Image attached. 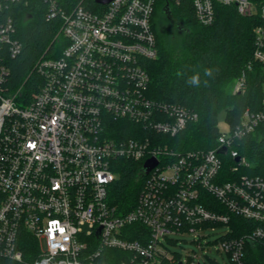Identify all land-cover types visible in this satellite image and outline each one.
<instances>
[{"label":"built area","instance_id":"obj_1","mask_svg":"<svg viewBox=\"0 0 264 264\" xmlns=\"http://www.w3.org/2000/svg\"><path fill=\"white\" fill-rule=\"evenodd\" d=\"M44 2L65 46L36 62L34 90L0 89V257L21 259L23 232L37 247L30 264H161L175 261L163 241L190 235L199 243L194 239L204 231L221 226L215 246L224 264H248V252L264 257V175L252 174L233 148L250 136L264 142V102L225 125L214 149L179 154L158 137H175L197 114L147 96L143 63L156 57L151 20L158 0ZM190 3L202 26L213 22L215 4L243 17L258 13L252 56L264 64V0ZM12 32L7 19L0 44L14 56L20 46ZM2 60L0 52V84ZM244 77L243 71L233 93ZM119 121L135 126L130 137L112 129ZM119 159L141 163L138 195L126 212L108 199ZM149 159L156 166L145 175ZM231 217L251 225L234 229Z\"/></svg>","mask_w":264,"mask_h":264},{"label":"trees","instance_id":"obj_2","mask_svg":"<svg viewBox=\"0 0 264 264\" xmlns=\"http://www.w3.org/2000/svg\"><path fill=\"white\" fill-rule=\"evenodd\" d=\"M3 1L4 0H0ZM45 0L7 2L0 7V25L11 20V39L20 49L11 56L8 43L0 44L2 63L6 68L0 89L10 90L20 85L34 90L40 79L33 70L41 57H57L65 46L57 35L60 22L47 16ZM168 10V16L164 8ZM258 9V8H257ZM260 24L258 13L240 16L233 7L214 5V19L208 26L200 25L193 14L190 0H158L151 20L155 36L156 57L143 65L149 75L147 96L160 103L179 106L197 114L196 122L189 123L175 137L159 136L172 150L182 154L188 151L211 150L216 147L218 113L224 111V122L235 126L244 110L252 112L263 108L264 64L253 59V30ZM213 69L205 76L204 69ZM244 71V85L238 93L232 87ZM199 73L198 87L189 86L187 79ZM112 129L121 137H130L134 125L119 121ZM252 165L253 173L264 175V142L246 137L235 143ZM223 157V156H222ZM230 163V162H228ZM141 163L119 159L115 180L110 184L108 199L119 212L129 211L137 198ZM226 169L227 165L224 166ZM212 202V200H211ZM250 227L251 223L231 217V225ZM242 232V231H241ZM235 236L240 232L235 230ZM21 259L0 257V264H30L38 255L36 243L26 233L20 237ZM248 264H264L260 252H248ZM170 261L161 264H176Z\"/></svg>","mask_w":264,"mask_h":264},{"label":"rangeland","instance_id":"obj_3","mask_svg":"<svg viewBox=\"0 0 264 264\" xmlns=\"http://www.w3.org/2000/svg\"><path fill=\"white\" fill-rule=\"evenodd\" d=\"M224 116V111L218 113L217 126L221 131L226 129ZM225 230L226 227L221 226L216 227L213 232L210 230L204 231V233H202L203 237L200 235L199 239H194L198 240L199 243H194L193 238L190 235H187L184 237H170L169 239H173L175 243H167L166 241H163V244L166 247V252L174 256L176 264L178 262H182V264H224V260L216 252L215 241ZM170 263H174V260L170 261Z\"/></svg>","mask_w":264,"mask_h":264},{"label":"water","instance_id":"obj_4","mask_svg":"<svg viewBox=\"0 0 264 264\" xmlns=\"http://www.w3.org/2000/svg\"><path fill=\"white\" fill-rule=\"evenodd\" d=\"M98 3H108L110 0H95ZM164 13L168 16V10L165 7L164 8ZM224 151V149H220L219 152L222 153ZM238 160V159H236ZM156 166V161L154 159H149L147 161H145V163L143 164V167L141 168V171L143 172V174H148L149 171H151L154 167ZM181 264V263H178Z\"/></svg>","mask_w":264,"mask_h":264},{"label":"clouds","instance_id":"obj_5","mask_svg":"<svg viewBox=\"0 0 264 264\" xmlns=\"http://www.w3.org/2000/svg\"><path fill=\"white\" fill-rule=\"evenodd\" d=\"M212 74H213V69H211V68H205L204 69V75L205 76H212ZM200 82H201V78H200L199 73H195V74L191 75L186 81V83L189 86H195V87H198L200 85Z\"/></svg>","mask_w":264,"mask_h":264},{"label":"snow or ice","instance_id":"obj_6","mask_svg":"<svg viewBox=\"0 0 264 264\" xmlns=\"http://www.w3.org/2000/svg\"><path fill=\"white\" fill-rule=\"evenodd\" d=\"M62 231V230H61Z\"/></svg>","mask_w":264,"mask_h":264}]
</instances>
